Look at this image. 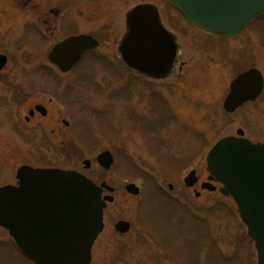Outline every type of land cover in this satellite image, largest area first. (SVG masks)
I'll list each match as a JSON object with an SVG mask.
<instances>
[{"label":"rangeland","instance_id":"obj_1","mask_svg":"<svg viewBox=\"0 0 264 264\" xmlns=\"http://www.w3.org/2000/svg\"><path fill=\"white\" fill-rule=\"evenodd\" d=\"M166 3L0 0V54L8 58L0 73V186L20 165H47L78 171L114 188L90 264H255L234 203L208 180L205 155L218 139L237 130L264 143V93L231 114L222 110L239 71L252 65L264 79V28L247 43L239 41L243 48L237 57L233 39L208 34L200 39L191 30L199 41L219 49L207 52L178 36L181 49L167 78L154 81L127 70L125 75L118 46L126 13L152 4L177 28L180 19ZM66 33L91 35L99 47L76 69L60 74L46 57ZM36 103H43L48 115L25 126L20 114ZM104 151L113 156L107 171L95 161ZM190 170L199 181L186 189L182 178ZM200 183L214 190H202ZM127 184L139 187L141 195L127 194ZM153 189L161 197L147 198ZM118 220L130 224L125 235L114 232ZM4 236L0 233V240ZM161 240L174 260L164 253ZM1 251L0 264H5ZM11 260L26 264L17 253Z\"/></svg>","mask_w":264,"mask_h":264},{"label":"water","instance_id":"obj_2","mask_svg":"<svg viewBox=\"0 0 264 264\" xmlns=\"http://www.w3.org/2000/svg\"><path fill=\"white\" fill-rule=\"evenodd\" d=\"M194 27L222 37L238 34L264 11V0H168ZM98 44L88 36L70 37L56 44L49 61L62 73L68 72L81 55ZM173 36L161 25L157 11L139 5L126 15V33L120 45L122 61L137 73L152 78L166 77L174 62ZM0 55V70L6 64ZM257 70L238 75L229 85L223 109L231 114L243 103L254 101L262 91ZM67 125V124H66ZM96 161L109 170L113 163L108 151ZM85 168L89 162H84ZM208 180L219 183V192L232 199L248 238L253 242L256 264H264V143L253 144L237 130L236 136L218 140L206 156ZM18 188L0 189V227L6 229L17 247L34 264H89L91 247L103 229V209L113 198H101L103 190L114 189L92 181L75 171L21 167ZM194 170L183 179L187 188L197 183ZM171 189V186H169ZM127 194L140 193L135 184L125 186ZM201 189L213 191L209 184ZM198 197V194L195 195ZM120 233L129 223L115 225Z\"/></svg>","mask_w":264,"mask_h":264},{"label":"flooded vegetation","instance_id":"obj_3","mask_svg":"<svg viewBox=\"0 0 264 264\" xmlns=\"http://www.w3.org/2000/svg\"><path fill=\"white\" fill-rule=\"evenodd\" d=\"M167 4V3H166ZM169 6V5H168ZM169 8L172 10V12L177 16V18L178 19H180V21H176V23L177 24H179V22H181L180 23V25H178L177 26V28L174 26V24L172 25L171 24V22H170V20L168 21V20H166V18H165V16L162 14V12L161 11H158V14H159V17H160V20H161V23H162V25L164 26V28L165 29H167L170 33H172L173 34V36H174V42H175V45H176V52H175V58H174V62H173V64H172V66H171V70H170V72H169V74L166 76V77H164V78H162V79H165V78H167L171 73H172V71H173V65L175 64V62L177 61V56H178V52H179V49H181V45H179L180 43H179V40H178V43H177V39H178V36H181V37H183V38H187V39H192L193 40V42L195 41V42H197V44L198 45H200L201 46V49H203V47L205 48V50H207V52L209 51V48L210 49H213L214 47H215V50H218L219 49V47H217V46H213V45H208L206 42H203V40H201V41H199L196 37H195V35H193V34H191L189 31H193L195 34L196 33H198V35H200V39H202V37L201 36H204L205 35V33H203L202 31H199V30H197V29H195L194 27H192L190 24H188L177 12H176V10L174 9V8H172L171 6H169ZM264 16V13H262V14H260V15H258L257 17H255L249 24H247L236 36H233V37H231V38H224V39H233L234 40V42H233V47L231 48V50H232V52L236 55V57H237V55L239 54V52H240V49L241 48H243V45H241L240 43H239V41H241L242 42V44H245V43H247V40L250 38V36H251V34H257V32H258V30L259 29H263L264 28V18H262ZM171 24V25H170ZM125 33V32H124ZM189 33H190V35H189ZM247 33L248 34H250V35H247ZM77 35H86V34H65V36L60 40V41H57L56 43H58V42H61L62 40H64L65 38H67V37H70V36H77ZM88 36H91V35H88ZM92 37V36H91ZM204 37H206V36H204ZM220 38H222V37H220ZM97 41H98V39H97ZM99 42V41H98ZM192 42V43H193ZM56 43H54V44H56ZM263 44V43H262ZM264 46V45H263ZM228 47H229V45H228ZM90 52H92V51H86V52H84L82 55H81V57H80V59L78 60V62L72 67V69L70 70V71H68L67 73H70L72 70H74V69H76V67H78L79 66V64L81 63V61H83L84 60V58L90 53ZM202 53H203V50H202ZM1 55V54H0ZM4 56V55H3ZM119 56V55H118ZM6 57V56H5ZM47 61H48V63L52 66V68L55 70V71H58L60 74H65V73H62V72H60L53 64H51L50 62H49V60H48V54H47ZM6 59H7V61H6V64L4 65V67L0 70V73L1 72H3L4 70H5V68H6V66H7V63H8V58L6 57ZM203 61V60H202ZM118 62H119V64L120 65H123L124 67H125V75H128L129 76V74H127V71L128 72H132V73H135L133 70H130V69H128L127 67H126V65H124V63L121 61V59L119 58V60H118ZM44 69V68H43ZM46 69V68H45ZM44 69V70H45ZM252 69H254V67H252V65L250 66H248L245 70H241V71H239L236 75H235V77L234 78H236L238 75H240L241 73H243V72H247V71H249V70H252ZM47 70V69H46ZM49 70V71H48ZM48 72H51V69H49L48 68ZM127 70V71H126ZM254 70H256V69H254ZM258 71V70H257ZM259 72V71H258ZM66 73V74H67ZM260 73V72H259ZM136 74V73H135ZM261 74V73H260ZM138 76H140V77H142V78H144L145 76H143V75H139V74H137ZM262 76V75H261ZM123 77H126V76H123ZM130 78H132V76H130ZM145 78H148V79H151V80H154V81H159V80H162V79H154V78H149V77H145ZM233 78V79H234ZM263 78V77H262ZM232 79V80H233ZM264 93V79H263V87H262V91H261V93L259 94V96L254 100V101H252V102H245V103H243L242 105H241V107L240 108H242L243 106H245V105H247V104H252V103H254V102H256L260 97H261V95ZM153 94L154 95H152L153 97H155V96H157V95H155V93L153 92ZM26 97V96H25ZM50 102V101H49ZM148 102L150 103V98L148 97ZM47 115H48V111H47V107L43 104V103H36V104H34L31 108L29 107L27 110H26V113L24 114V113H21L20 114V120L21 121H23L24 122V125L25 126H28V125H30V123H31V121L33 122V120H36V119H39V120H43L44 118H46L47 117ZM63 122V121H62ZM53 133V132H52ZM207 153V152H206ZM21 166H23V165H20L19 167H21ZM18 167V168H19ZM17 168V169H18ZM33 168H59V167H55V166H47V165H42V166H39V167H33ZM100 168V167H99ZM17 169H16V171H17ZM101 169V168H100ZM16 171L14 172V174L11 176V180H9L8 181V183H6L5 185H1L0 187H3V186H6V185H10V186H13V187H17L18 186V181H17V179H16ZM199 177V176H198ZM102 182H104V181H102ZM101 183V182H100ZM202 183V182H201ZM200 183V184H201ZM195 186H197V185H195ZM219 188V186L217 185V187H216V189H218ZM191 189H193V188H191ZM195 192H197L196 191V189H195ZM107 194V192H104L103 193V196L104 195H106ZM113 203V202H112ZM112 203H107V205H106V208H105V210H104V213H105V211L111 206V204ZM120 221H123V220H118V221H116V223L113 225V228H114V232L115 233H117L118 235H120V236H122V235H125L126 233H128L129 231H130V228H129V230L127 231V232H125V233H120V232H118L116 229H115V225L118 223V222H120ZM103 230H104V228H103ZM103 232V231H102ZM101 232V233H102ZM0 233H2L3 235H5L4 236V238L2 239L1 238V240H0V251L2 252V253H4V255H6L5 257L7 258V260L5 261L7 264H12V260H11V256H15V254L17 253L19 256H20V258H22L23 260H24V262L26 263V264H31V262H29L20 252H19V250L16 248V246H15V244H14V242H13V240L9 237V235H8V233H6V231L4 230V229H1L0 228ZM155 237V236H154ZM2 258V256H1V253H0V259ZM5 260V259H4ZM91 261H92V252H91ZM4 262V261H3ZM5 263V264H6ZM91 263V262H90Z\"/></svg>","mask_w":264,"mask_h":264},{"label":"trees","instance_id":"obj_4","mask_svg":"<svg viewBox=\"0 0 264 264\" xmlns=\"http://www.w3.org/2000/svg\"><path fill=\"white\" fill-rule=\"evenodd\" d=\"M133 171V170H132ZM168 173H170V171L169 170H166ZM147 195H146V197L147 198H150L151 200H153V199H155L156 197L158 198V196L159 197H161L159 194H158V192L156 191V193L154 192V189L152 190V193H149V192H147L146 193ZM157 235L159 236V234H156L155 236L157 237ZM245 239L247 240V238L245 237ZM249 242V241H248ZM249 244L251 245V243L249 242ZM252 246V245H251ZM161 247L163 248V251H164V253H167V254H169L168 256L169 257H171L173 260H174V256L173 255H171L169 252H168V250L165 248V242L164 241H162L161 240ZM181 258V257H180ZM188 260H190V258L188 257ZM193 260V259H192ZM195 260V259H194ZM176 262V261H175ZM185 262V261H184ZM190 263V262H189ZM194 264H196V262L194 261Z\"/></svg>","mask_w":264,"mask_h":264}]
</instances>
